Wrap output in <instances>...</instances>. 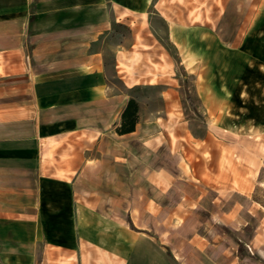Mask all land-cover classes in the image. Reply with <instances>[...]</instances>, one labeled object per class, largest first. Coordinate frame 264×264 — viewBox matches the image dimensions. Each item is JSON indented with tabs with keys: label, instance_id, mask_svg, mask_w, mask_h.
Wrapping results in <instances>:
<instances>
[{
	"label": "crops",
	"instance_id": "crops-1",
	"mask_svg": "<svg viewBox=\"0 0 264 264\" xmlns=\"http://www.w3.org/2000/svg\"><path fill=\"white\" fill-rule=\"evenodd\" d=\"M261 188L264 0H0V264H264Z\"/></svg>",
	"mask_w": 264,
	"mask_h": 264
},
{
	"label": "rangeland",
	"instance_id": "rangeland-1",
	"mask_svg": "<svg viewBox=\"0 0 264 264\" xmlns=\"http://www.w3.org/2000/svg\"><path fill=\"white\" fill-rule=\"evenodd\" d=\"M161 36L162 39L164 37L163 31L161 30ZM113 37H116L120 41L125 40L129 38V30L126 26H119V28L114 30ZM165 40H162L164 42ZM166 47L168 48V51L172 57H174V71L176 75V79L178 82V90H179V99L182 103L183 107V118H184V127H183V133L188 132L190 134H193L195 136H202L206 133L207 127V120H206V114L204 113V109L201 106L200 99L197 98L196 94H194V87L196 79L194 77H186L183 71L182 66L178 63L177 59L174 56L173 51L169 48L167 42H164ZM130 96H132L133 99L137 102L138 107L141 106L145 118H153L154 112L157 113L154 108L157 107V104L159 102V94L157 89L154 88H147V87H140L137 86L134 88V90L130 93ZM158 114V113H157ZM157 114L155 116H157ZM138 120V119H137ZM138 122V121H137ZM158 129L155 128L154 132H158ZM163 130V129H162ZM166 132L163 130V132H160L163 134L165 132L167 137V153H168V168L171 170H180V166L176 165L175 158L173 157V151L174 148L170 147L173 146L175 143V135L172 130H170L169 127L166 128ZM159 133V132H158ZM221 136L220 134H216ZM221 139V138H220ZM175 174V173H174ZM168 181H175V176L168 175ZM169 187V186H168ZM186 187H189L188 185H183V189ZM189 192V190H188ZM260 195V198L264 199V188H261L258 190V196ZM171 258L172 255L169 254Z\"/></svg>",
	"mask_w": 264,
	"mask_h": 264
},
{
	"label": "trees",
	"instance_id": "trees-1",
	"mask_svg": "<svg viewBox=\"0 0 264 264\" xmlns=\"http://www.w3.org/2000/svg\"><path fill=\"white\" fill-rule=\"evenodd\" d=\"M138 105L134 99H129L120 115V123L116 128L117 134H127L134 131L138 119Z\"/></svg>",
	"mask_w": 264,
	"mask_h": 264
}]
</instances>
